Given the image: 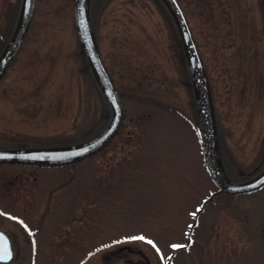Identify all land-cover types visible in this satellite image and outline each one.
Wrapping results in <instances>:
<instances>
[{
    "label": "rangeland",
    "instance_id": "1",
    "mask_svg": "<svg viewBox=\"0 0 264 264\" xmlns=\"http://www.w3.org/2000/svg\"><path fill=\"white\" fill-rule=\"evenodd\" d=\"M179 2L209 80L227 177L249 179L264 168V0ZM20 4L0 0V52ZM73 6L35 0L0 80V148L67 145L107 124L109 108L78 55ZM89 14L123 124L74 164L0 166V229L14 246L0 264H166L190 231V248L173 264H264V188L208 199L216 186L179 35L163 5L89 0ZM22 218L47 238L38 253L29 252Z\"/></svg>",
    "mask_w": 264,
    "mask_h": 264
},
{
    "label": "water",
    "instance_id": "2",
    "mask_svg": "<svg viewBox=\"0 0 264 264\" xmlns=\"http://www.w3.org/2000/svg\"><path fill=\"white\" fill-rule=\"evenodd\" d=\"M34 1L21 0L16 26L0 53V80L24 39L31 21ZM160 1L169 12L180 38L195 101L204 163L211 180L218 188L215 193L248 194L261 189L264 186V168L255 176L239 182L230 181L226 177L219 155L209 83L190 28L176 0ZM73 19L84 58L111 113L106 126L96 135L75 144L0 149V164L69 165L93 156L119 132L125 118V108L101 61L89 16V0L74 1ZM5 253L8 258L0 259L1 263L11 260L12 251L8 238L0 231V256Z\"/></svg>",
    "mask_w": 264,
    "mask_h": 264
},
{
    "label": "flooded vegetation",
    "instance_id": "3",
    "mask_svg": "<svg viewBox=\"0 0 264 264\" xmlns=\"http://www.w3.org/2000/svg\"><path fill=\"white\" fill-rule=\"evenodd\" d=\"M179 5L183 9V7L181 6L180 2H179ZM0 149H4V148H0ZM3 165H6V164H2L0 166H3ZM8 165H19V166H23V167L27 166V167H30V168H42V167L43 168H48L49 167V166H39V165H34V164H8ZM39 228H37V226H35V225L34 226L31 225L30 222H28L24 218H22L20 220V229L22 230V232L25 234V236L27 238L28 248H29V252L31 254L38 253V250L41 249L39 247L40 243L41 244H45V241L47 240L45 235H41V232H40ZM0 230L3 231L5 233V235L8 237L9 242H10V247H11V250L13 252L14 246H13V242H12L11 236L6 231H4L2 229H0ZM189 234L190 233H188V235L186 236V241L183 242L180 245L181 247H175L174 248L173 253L168 256V258L166 260V264H173V257L176 255V253L178 251H183V250H187V249L190 248L191 237L189 236ZM50 239H53L52 236L49 237L48 240H50ZM54 248L56 249L57 246L54 247ZM126 263L135 264L131 260H126L123 264H126Z\"/></svg>",
    "mask_w": 264,
    "mask_h": 264
},
{
    "label": "snow or ice",
    "instance_id": "4",
    "mask_svg": "<svg viewBox=\"0 0 264 264\" xmlns=\"http://www.w3.org/2000/svg\"><path fill=\"white\" fill-rule=\"evenodd\" d=\"M134 239H140V240H143L144 238H143V237H136V238H134ZM148 243L151 244L152 241H148ZM174 247H181V246H180V245H174ZM7 258H8V256H7L6 253H5L3 256H0V259H7Z\"/></svg>",
    "mask_w": 264,
    "mask_h": 264
},
{
    "label": "trees",
    "instance_id": "5",
    "mask_svg": "<svg viewBox=\"0 0 264 264\" xmlns=\"http://www.w3.org/2000/svg\"><path fill=\"white\" fill-rule=\"evenodd\" d=\"M79 46V45H78ZM80 47V46H79ZM80 50V54H78L79 56H81V57H83V54H82V51H81V49H79ZM84 59V58H83ZM182 59V58H181ZM86 63V62H85ZM182 64H184V59H182Z\"/></svg>",
    "mask_w": 264,
    "mask_h": 264
}]
</instances>
